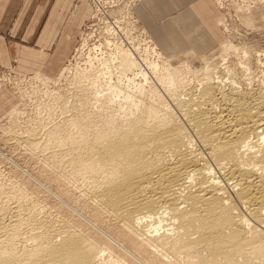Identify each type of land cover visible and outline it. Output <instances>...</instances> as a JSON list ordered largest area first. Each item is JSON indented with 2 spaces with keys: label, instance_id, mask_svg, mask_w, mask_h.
I'll use <instances>...</instances> for the list:
<instances>
[{
  "label": "bare ground",
  "instance_id": "1",
  "mask_svg": "<svg viewBox=\"0 0 264 264\" xmlns=\"http://www.w3.org/2000/svg\"><path fill=\"white\" fill-rule=\"evenodd\" d=\"M87 1L98 12L102 10L96 0ZM100 2L105 7L111 3L110 8L116 4V0ZM121 56L116 81L107 68L112 96L103 93L95 80L91 94L101 107L106 99L114 102L115 98L131 104L133 118L124 127L114 122L91 125L87 117L74 114L68 124L48 130L44 143L31 133L21 140L30 149H56L62 155L45 164L63 195L71 186L81 189L77 209L82 221L66 218L56 226L32 230L21 239L22 245L18 244L21 240L17 242L15 226L20 222L16 221V229L0 239V264H133L129 251L142 249L171 255L158 264L264 261V172H259L264 167L255 164L264 161V146L256 151L248 139L254 135L264 143L262 94L252 106L236 100L224 112H216L219 99L214 91L220 81H212L205 67L201 99L194 100L197 108L185 103L190 114L187 128L164 108L156 92L149 94L147 103L142 102L143 84L137 86L134 78L140 76L146 82L147 72L131 59V53L122 51ZM125 71H132L133 76L124 75ZM76 81L86 90L89 82ZM175 81L177 77L171 83ZM125 108L119 104L116 111L125 112ZM188 129L204 145L212 163L203 150L190 148ZM214 171L231 182L221 184ZM104 218L111 222L101 230L96 225ZM163 221H168V228L162 232Z\"/></svg>",
  "mask_w": 264,
  "mask_h": 264
},
{
  "label": "rangeland",
  "instance_id": "2",
  "mask_svg": "<svg viewBox=\"0 0 264 264\" xmlns=\"http://www.w3.org/2000/svg\"><path fill=\"white\" fill-rule=\"evenodd\" d=\"M76 2L77 0L73 5ZM137 2L139 0H116L112 8L111 3L106 7L103 5L100 12L86 3L90 8V15L78 19L77 29L69 38L72 40L71 48L62 61L63 67L52 77L41 71L14 72L11 66L0 67V239L15 227L19 230L16 231L19 242L32 230L47 225L56 226L62 219L82 221L77 209L80 208L77 205H80L81 189L71 186L68 188L69 192H65L67 195H63L50 178L51 173L45 164L46 161L60 160L62 155L56 149L54 152L51 149L42 150L41 147L30 149L21 140L30 133L41 139L48 134V130L60 124H68L69 119L75 115L88 118L91 125L114 122L115 125L124 127L127 120L133 118L130 113L132 105L124 103L121 98H115L114 102L106 99L101 107L100 102H96L91 94L95 80L96 86L103 93L112 96L108 88L107 70H112V81H116L119 66L123 62L122 51L131 53V59L147 72L146 82L140 76L134 78V84H143V94L140 96L142 102L147 103L149 94L156 92L164 108L187 128L190 127V114L187 113L188 104L185 103H190L193 110L197 108L195 102L201 99L199 94L206 83V75L203 73L205 67L210 70L208 76L212 81H220L217 85L219 87L214 91L219 99L214 105L216 112H224L223 109L236 100L246 101L252 106L257 102L259 93L264 98V0H193L189 7L193 3L204 2L203 13L220 42H210L202 51L180 52L169 57L162 54L148 34L150 32L141 25V19H137V12L133 10ZM74 10L72 6L69 15ZM0 36L5 38V43L10 47L15 42L22 43L20 39H23L18 32L10 30L0 33ZM23 43L31 45L32 40ZM54 46L53 44L49 51ZM11 64L13 66L15 60ZM123 74L129 78L133 76L132 71H125ZM176 77L179 81L172 84L171 80ZM77 79L83 84L89 82L86 88L88 93L81 85L76 84ZM122 83L127 85V81ZM134 84L128 82L130 86ZM222 93L228 99H224ZM221 99L225 101L222 102ZM119 104L126 106L125 112L116 111ZM261 109L264 110L263 106ZM188 131L191 136V130ZM258 138L254 135L248 138L255 145L252 149L256 151L264 146ZM191 139L190 148L203 150L202 153L209 162L204 145L193 134ZM44 141L43 138L42 143ZM256 155L259 158L256 157L257 160H260V153ZM262 161L255 163L257 168L260 165L264 167ZM259 172L264 170L259 169ZM214 175L223 185L231 182L221 172L214 171ZM109 220L104 218L101 225L96 226L104 230L106 224L108 226L111 222ZM16 221L20 223L14 227ZM161 224L165 226L160 231L168 228V221ZM91 229L95 230L94 227ZM23 240L18 244H24ZM128 254L134 257L130 256L133 264H151L147 261L149 259L154 260L153 264H158L171 256H165L164 253L152 254L147 249L138 252L130 250ZM257 260V264L264 263L262 259Z\"/></svg>",
  "mask_w": 264,
  "mask_h": 264
},
{
  "label": "crops",
  "instance_id": "3",
  "mask_svg": "<svg viewBox=\"0 0 264 264\" xmlns=\"http://www.w3.org/2000/svg\"><path fill=\"white\" fill-rule=\"evenodd\" d=\"M192 1L139 0L134 6L137 19H141V25L150 32L164 56L202 51L208 43L217 41L203 13L204 2L189 7ZM73 2L75 0H0V33L16 31L23 38L22 43L15 42L10 47L0 36V67L11 66L14 72L41 71L50 77L59 73L66 52L71 48L69 38L77 29L78 19L90 15L87 0H77L74 5ZM72 6L75 12L69 15ZM41 17H44L42 21ZM30 40L31 45L23 43ZM53 44V50L49 51Z\"/></svg>",
  "mask_w": 264,
  "mask_h": 264
},
{
  "label": "built area",
  "instance_id": "4",
  "mask_svg": "<svg viewBox=\"0 0 264 264\" xmlns=\"http://www.w3.org/2000/svg\"><path fill=\"white\" fill-rule=\"evenodd\" d=\"M94 1V0H91ZM100 8L103 6V4L100 2V0L94 1ZM93 3V2H92ZM105 6V5H104ZM102 9V8H101Z\"/></svg>",
  "mask_w": 264,
  "mask_h": 264
}]
</instances>
